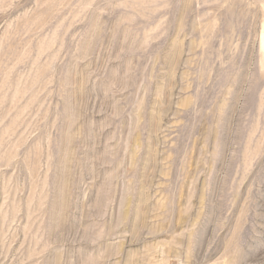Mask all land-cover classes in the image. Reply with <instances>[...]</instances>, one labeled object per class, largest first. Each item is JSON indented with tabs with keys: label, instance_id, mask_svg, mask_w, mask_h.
<instances>
[{
	"label": "rangeland",
	"instance_id": "374dc122",
	"mask_svg": "<svg viewBox=\"0 0 264 264\" xmlns=\"http://www.w3.org/2000/svg\"><path fill=\"white\" fill-rule=\"evenodd\" d=\"M0 264H264V0H0Z\"/></svg>",
	"mask_w": 264,
	"mask_h": 264
}]
</instances>
